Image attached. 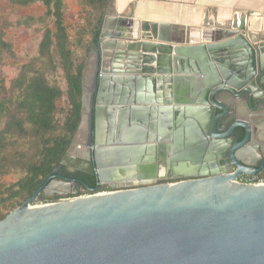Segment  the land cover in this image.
Masks as SVG:
<instances>
[{"label":"water","instance_id":"obj_1","mask_svg":"<svg viewBox=\"0 0 264 264\" xmlns=\"http://www.w3.org/2000/svg\"><path fill=\"white\" fill-rule=\"evenodd\" d=\"M242 18L195 44L188 27L106 12L77 135L54 176L0 221V264H264V183L237 181L264 170L249 155L263 142L243 119L264 107V28ZM147 74L160 95L143 97ZM124 103L155 106L167 132L158 117L143 136H125ZM63 167L95 176L96 188ZM168 173L180 181L158 184ZM102 186L113 192L81 198ZM42 194L76 199L35 206Z\"/></svg>","mask_w":264,"mask_h":264},{"label":"trees","instance_id":"obj_2","mask_svg":"<svg viewBox=\"0 0 264 264\" xmlns=\"http://www.w3.org/2000/svg\"><path fill=\"white\" fill-rule=\"evenodd\" d=\"M86 1L91 8L98 3ZM108 1L99 0L100 11H104ZM14 2L29 6L33 0ZM42 2L46 15L41 20L44 24L51 21L55 31L46 26L37 59L22 68L13 84L12 99L0 102V221L21 207L67 155L82 121L86 58L102 32L97 31L90 44L83 41L87 36L83 31L73 39L65 21V1ZM75 49L85 50V59L79 57ZM57 66L64 72L67 91L51 85L48 80ZM62 98L67 99L70 107L65 111L58 105ZM58 113L63 114L62 120L58 119ZM11 176L18 177L17 181L9 185L3 183ZM92 182L86 184L96 187V178ZM59 199L41 195L36 204Z\"/></svg>","mask_w":264,"mask_h":264},{"label":"crops","instance_id":"obj_3","mask_svg":"<svg viewBox=\"0 0 264 264\" xmlns=\"http://www.w3.org/2000/svg\"><path fill=\"white\" fill-rule=\"evenodd\" d=\"M111 9L112 12L107 13L110 16L119 15L123 19L134 18L138 21H153L188 27L187 37L195 39L193 41L195 44L203 43L204 33L212 34L214 27L231 24L236 19H243V16L255 17L254 21L264 28V0H112ZM91 69L94 67L92 66ZM144 76L146 87L142 92L143 97L149 95V89L153 90L158 83L156 81L158 75L147 74ZM133 84L134 82H132ZM117 87L123 92L128 87V83H119ZM112 91L114 92L113 89ZM133 92H135L133 89L128 90L129 100L134 99ZM160 92L156 89V94L160 95ZM141 106L142 108L134 110L126 103L121 104V107L128 112L121 124L125 136L133 138L143 136L144 131L155 127L154 123L158 117L161 119L159 122L161 123V132H167L168 121H163L161 116L155 113V106ZM169 118L168 115V120ZM243 119L251 124L255 139H260L263 142L261 145H264V107L258 112H251L246 108ZM104 136L109 137L108 122ZM184 136V141H188L191 135L190 133L186 134L185 130ZM83 142V139H79L78 144L81 145Z\"/></svg>","mask_w":264,"mask_h":264},{"label":"rangeland","instance_id":"obj_4","mask_svg":"<svg viewBox=\"0 0 264 264\" xmlns=\"http://www.w3.org/2000/svg\"><path fill=\"white\" fill-rule=\"evenodd\" d=\"M14 1L0 0V38L2 39L0 43V102L3 103L12 99L13 84L22 68L37 59L46 26L55 31L51 21L44 24L41 20L46 15L42 0H33L29 6L16 4ZM64 1L65 21L72 38L74 39L78 32L83 31L87 34L83 41L90 44L94 34L103 30L106 12H112V9L110 10L112 0L108 1L103 12L100 11L99 0H96L98 3L92 8L86 0ZM75 52L85 59V50L75 49ZM88 59L89 56L86 58V64ZM48 80L51 85L59 86L67 91V80L60 67L57 66L52 70ZM58 105L64 111L70 108L66 98H62ZM62 115L58 113L59 120H62ZM17 179L18 177L11 176L3 183L9 185ZM37 204L40 205V203Z\"/></svg>","mask_w":264,"mask_h":264},{"label":"flooded vegetation","instance_id":"obj_5","mask_svg":"<svg viewBox=\"0 0 264 264\" xmlns=\"http://www.w3.org/2000/svg\"><path fill=\"white\" fill-rule=\"evenodd\" d=\"M238 132H240V133H242L243 132V130L242 129H238ZM253 134H254V131H253ZM243 138H244V136H242L241 137V139H240V141H242L243 140ZM254 138H255V135H254ZM81 139H83L84 140V142H83V144H82V146L84 145H87V136H82L81 137ZM93 141H94V139H93ZM247 149H249V148H247ZM249 155H250V160L251 161H254L256 164H261L262 163V161L264 160V145H262V148H261V150H259V151H256L255 153L250 149V151H249ZM70 157H73V155H71ZM71 161L72 162H74V160L73 159H71ZM151 163H149V165H150ZM146 165V164H145ZM80 168H82V169H86L87 171H91V169H90V167L87 165V164H80ZM157 168V167H156ZM81 173V174H80ZM61 175L64 177V178H68V179H71V180H76V181H82V182H84V183H87V181H90L91 183H93L92 182V180H93V178H95V176H92V175H90L89 173H82V172H80V171H73V170H71L69 167H63V170H62V172H61ZM52 176H54V173L50 176V177H52ZM164 175H161L160 177L162 178ZM168 178H166L165 180H160V177H156L155 179L157 180V183L158 184H163V183H175V182H178V181H180V179L178 178V177H175V174H170V173H168V175H166ZM254 176H259V177H262V178H264V170L260 173V174H258V175H254ZM165 177V176H164ZM173 177V178H172ZM178 178V179H177ZM53 180H51L50 182H49V184L52 182ZM49 184H48V186H49ZM91 188H93V189H95L96 187H91ZM103 188H106V189H108V190H111L108 186H106V187H101L100 188V190L101 189H103ZM83 191H85V190H83ZM112 191V190H111ZM60 198H65V197H60ZM56 199V198H55Z\"/></svg>","mask_w":264,"mask_h":264},{"label":"built area","instance_id":"obj_6","mask_svg":"<svg viewBox=\"0 0 264 264\" xmlns=\"http://www.w3.org/2000/svg\"><path fill=\"white\" fill-rule=\"evenodd\" d=\"M237 181L239 183H243V184H246V183H264V178L262 177H259V176H247V175H242L241 177H239L237 179ZM113 191L111 190H99L97 193H92V192H89V193H85L84 191L81 193V198H87V197H91L93 195H96V196H101V195H106V194H111ZM76 199V197L72 196V197H68V198H60L59 200L57 201H53V202H50V203H40L39 204H34L35 206H43V205H48V204H51V203H57V202H63V201H71V200H74Z\"/></svg>","mask_w":264,"mask_h":264},{"label":"bare ground","instance_id":"obj_7","mask_svg":"<svg viewBox=\"0 0 264 264\" xmlns=\"http://www.w3.org/2000/svg\"><path fill=\"white\" fill-rule=\"evenodd\" d=\"M70 163H72V161H70Z\"/></svg>","mask_w":264,"mask_h":264}]
</instances>
